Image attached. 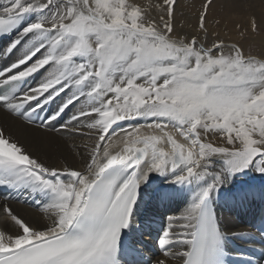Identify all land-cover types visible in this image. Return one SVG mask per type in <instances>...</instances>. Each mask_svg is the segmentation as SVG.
<instances>
[{
    "label": "snow or ice",
    "instance_id": "obj_1",
    "mask_svg": "<svg viewBox=\"0 0 264 264\" xmlns=\"http://www.w3.org/2000/svg\"><path fill=\"white\" fill-rule=\"evenodd\" d=\"M214 7L0 2V264H264V212L218 216L264 205V51ZM177 201L146 255L148 212Z\"/></svg>",
    "mask_w": 264,
    "mask_h": 264
},
{
    "label": "bare ground",
    "instance_id": "obj_2",
    "mask_svg": "<svg viewBox=\"0 0 264 264\" xmlns=\"http://www.w3.org/2000/svg\"><path fill=\"white\" fill-rule=\"evenodd\" d=\"M0 2H2V0H0ZM181 2L185 6L184 10L187 16H192L195 8L199 7V0H181ZM193 5H195V8L192 7ZM253 15L256 17L259 27L264 26V23H261V16L264 15V0H215V7L212 9L210 19L220 21L217 30L222 36L238 41H244L245 39L247 40L250 38L254 42L259 43L261 42L262 37L257 36V32L253 33L250 30L245 31L249 29V21ZM242 31L245 32L244 37H241L240 35ZM75 143L80 144V141L76 140ZM72 144L73 141L69 140L68 147L71 148ZM13 206L18 210L26 211L31 214V216L39 217L40 215L35 208L25 206L22 203H14ZM182 207V203L177 201V203L168 208L151 209L148 212L150 225L154 221L157 223L159 222L158 226L159 224L161 226L166 224L168 217L174 214L178 215L179 211L182 210ZM252 207H256V205ZM252 207L230 208L221 206L218 209V216L225 231H238L248 227ZM147 230L148 229H144V233L147 232ZM140 235V233H137L136 239L144 245L146 239L141 238ZM149 236L155 240L154 234H150Z\"/></svg>",
    "mask_w": 264,
    "mask_h": 264
},
{
    "label": "rangeland",
    "instance_id": "obj_3",
    "mask_svg": "<svg viewBox=\"0 0 264 264\" xmlns=\"http://www.w3.org/2000/svg\"><path fill=\"white\" fill-rule=\"evenodd\" d=\"M257 36L262 37L261 42H254L250 38L244 40L246 51H251L253 53H260L264 51V26L258 28Z\"/></svg>",
    "mask_w": 264,
    "mask_h": 264
}]
</instances>
